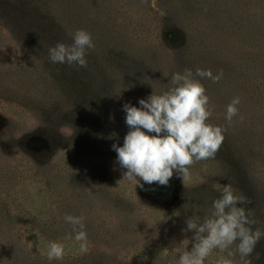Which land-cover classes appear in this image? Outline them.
I'll return each instance as SVG.
<instances>
[{
    "label": "rangeland",
    "instance_id": "1",
    "mask_svg": "<svg viewBox=\"0 0 264 264\" xmlns=\"http://www.w3.org/2000/svg\"><path fill=\"white\" fill-rule=\"evenodd\" d=\"M78 29L94 43L87 68L51 63ZM198 68L223 72L201 80L208 123L225 129L215 158L167 186L123 179V105ZM226 184L264 230V0H0V264H173L186 218L210 215ZM66 214L84 217L86 241ZM221 260L264 264V237L251 257L216 249L205 264Z\"/></svg>",
    "mask_w": 264,
    "mask_h": 264
},
{
    "label": "clouds",
    "instance_id": "2",
    "mask_svg": "<svg viewBox=\"0 0 264 264\" xmlns=\"http://www.w3.org/2000/svg\"><path fill=\"white\" fill-rule=\"evenodd\" d=\"M70 35L72 43L58 42L48 48L49 61L87 68L88 52L94 48L91 34L78 29ZM222 77V71L213 75L211 69L198 68L195 73L185 69L172 75L164 91L157 94L154 90L147 98L140 99V107L131 103L123 105L129 131L122 146L112 145L117 153V163L126 170L123 179L137 181V185L142 180L146 184L167 186L174 171L184 180L194 164L215 158L225 139V129L208 123L212 105L201 80L209 79L216 83ZM240 102L237 96L227 105L226 119L229 123L238 115ZM246 203L243 195L237 194L231 184H226L221 195L212 201L210 215L186 218L183 231L192 233L190 246L173 264H205L216 249L227 252L229 257L237 253L242 259L251 257L264 237V230L253 227L256 221L251 209L244 206ZM64 220L72 226L76 241L87 240L83 216L66 214ZM63 253L61 243H49V260L60 259ZM255 258L259 260L260 254L256 253ZM219 264L233 262L221 260ZM247 264H252L251 260Z\"/></svg>",
    "mask_w": 264,
    "mask_h": 264
}]
</instances>
